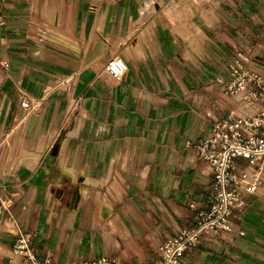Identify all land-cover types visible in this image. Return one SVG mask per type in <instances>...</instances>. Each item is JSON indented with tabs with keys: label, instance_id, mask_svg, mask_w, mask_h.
Segmentation results:
<instances>
[{
	"label": "crops",
	"instance_id": "crops-1",
	"mask_svg": "<svg viewBox=\"0 0 264 264\" xmlns=\"http://www.w3.org/2000/svg\"><path fill=\"white\" fill-rule=\"evenodd\" d=\"M0 16V263L25 235L50 264H151L209 208L213 121L264 109L222 87L239 53L264 74V0H0ZM230 224L183 263L264 264V179Z\"/></svg>",
	"mask_w": 264,
	"mask_h": 264
},
{
	"label": "built area",
	"instance_id": "built-area-1",
	"mask_svg": "<svg viewBox=\"0 0 264 264\" xmlns=\"http://www.w3.org/2000/svg\"><path fill=\"white\" fill-rule=\"evenodd\" d=\"M1 24H4L2 16ZM247 62V53H239L238 58L229 63L230 80L223 82L222 87L226 93L242 91V100L253 106L264 98V74L248 67ZM126 69L120 56L110 57L104 65L106 73L114 79H120ZM72 82L73 75L63 81L64 84ZM20 96L21 106L28 108L32 99L21 90ZM196 156L212 175L207 195L209 208L197 213L192 227L166 238L157 248L158 259L151 264H184L185 251L204 242L223 239L231 232V213L243 209L244 196L255 193L264 179V109H256L250 114L229 112L224 119H215L209 135L196 146ZM239 159L245 160L246 164H239ZM7 264H50V260L36 257L31 238L23 235L11 248ZM70 264L122 263L117 257L99 256Z\"/></svg>",
	"mask_w": 264,
	"mask_h": 264
},
{
	"label": "water",
	"instance_id": "water-1",
	"mask_svg": "<svg viewBox=\"0 0 264 264\" xmlns=\"http://www.w3.org/2000/svg\"><path fill=\"white\" fill-rule=\"evenodd\" d=\"M75 194V193H74ZM74 198H77V197H74Z\"/></svg>",
	"mask_w": 264,
	"mask_h": 264
}]
</instances>
